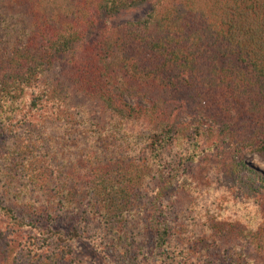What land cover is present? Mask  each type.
I'll list each match as a JSON object with an SVG mask.
<instances>
[{
  "label": "trees",
  "instance_id": "16d2710c",
  "mask_svg": "<svg viewBox=\"0 0 264 264\" xmlns=\"http://www.w3.org/2000/svg\"><path fill=\"white\" fill-rule=\"evenodd\" d=\"M249 153L264 154V0H0V264H86L81 236L106 264H217L205 246L224 237L226 264H257Z\"/></svg>",
  "mask_w": 264,
  "mask_h": 264
},
{
  "label": "rangeland",
  "instance_id": "374dc122",
  "mask_svg": "<svg viewBox=\"0 0 264 264\" xmlns=\"http://www.w3.org/2000/svg\"><path fill=\"white\" fill-rule=\"evenodd\" d=\"M147 12V7L145 5H140L137 8L134 9H129L127 12H124L120 17L118 18H114L113 22L114 23H120V22H126V21H134L137 19H140L142 17H144V15ZM23 110H26L28 107L25 106V103L23 104ZM183 119L185 120V115L182 116ZM134 159V158H133ZM247 160L248 162L252 163L253 165H255L259 170H261L264 173V154H258V153H249L247 155ZM117 168V167H116ZM200 168V167H199ZM211 168H209L210 170ZM119 171V169L117 170V172ZM192 172H195L194 168H191ZM123 173V172H122ZM121 173V174H122ZM202 172H197L195 175H197L198 177H202ZM214 173H212L211 175H213ZM238 174V173H237ZM236 177L238 178V176L241 178L242 176H245L246 174H238ZM235 177V179H236ZM187 193V192H186ZM185 193V191H182L180 194V200L179 202H177L175 208L171 211L172 212V218L174 219L175 222L180 223V221L184 220V218L186 217V213L185 210L188 207V199H187V194ZM188 210V209H187ZM254 216L256 219L259 216L256 215H252ZM249 218H245L244 221L248 222ZM256 221V220H255ZM45 225V223H43ZM263 224V223H262ZM233 225V220L231 218H229V220H225L222 223V227L226 230V228H228L231 231ZM4 227V221H3V217L0 215V229ZM58 227L62 228L64 231H69L70 228L72 227V224L68 223V221H61L58 223ZM256 228L258 227V225L255 226ZM213 231V230H212ZM181 232V230H180ZM176 234V240H180L179 237V233ZM87 233V232H86ZM84 236H88L87 234H84ZM235 239H232L230 242L226 243V239L225 237L222 239V242L219 243V246H205V251H206V255H210L211 257L213 256L215 259L218 260L217 264H226V262L228 263V260H226L224 258V251L225 250H229L233 245H235ZM93 240H91V242L88 239H85L83 236H81L80 238H78L75 241V246L79 252V254H81V260L85 261L86 264H106L105 260L102 258L101 252L98 249H94L92 246L94 245ZM237 242V241H236ZM242 244V243H241ZM200 245V244H199ZM200 247H203L202 245H200ZM204 248V247H203ZM242 248L244 249L245 252V256L244 259H251L253 258L257 264H264V251L263 250H259L257 248V251L254 250L255 248H253L252 246L249 245H243L242 244ZM224 253V254H223ZM242 256V255H241ZM243 259L242 257H235L232 261V263H240Z\"/></svg>",
  "mask_w": 264,
  "mask_h": 264
}]
</instances>
